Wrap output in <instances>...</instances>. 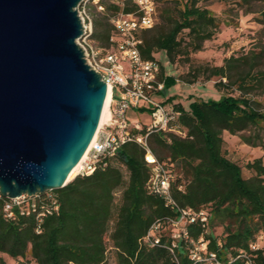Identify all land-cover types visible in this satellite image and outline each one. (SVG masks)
<instances>
[{"label": "trees", "instance_id": "16d2710c", "mask_svg": "<svg viewBox=\"0 0 264 264\" xmlns=\"http://www.w3.org/2000/svg\"><path fill=\"white\" fill-rule=\"evenodd\" d=\"M190 1L182 11V20L176 21L171 30L157 37L155 42L144 43L141 36L153 27L142 30L140 50L144 58L156 59L153 52L157 48L165 50L169 60L174 62L180 52L179 33L183 29H189L190 35L197 39L193 49H201L202 42L216 34L217 18L207 8L197 6L196 0ZM114 3L116 10H136L130 3L121 5L117 0ZM103 26V31L94 30L92 37L109 42L111 46L114 25L103 22ZM211 74L226 76L229 82L232 81L225 65L213 66ZM162 78H165V84L174 81L171 76ZM263 80L264 71L249 72L238 77L236 83L240 90H252ZM216 84L226 85L222 80ZM254 103L251 97L231 94L220 100H194L189 110L174 107L181 114L171 121L170 127L185 131V137L166 130L152 131L148 135L153 152L172 174L171 189L176 202L182 207H206L211 211L210 233L205 236L210 239L209 250L215 251L224 264L229 256L236 255L241 249L251 256L253 264H264V246L251 247L257 242L256 233L264 228V164L260 158L249 163L248 166L257 173L248 179L243 176L241 166L222 151L224 130L237 134L264 119V113ZM140 132L145 133V128ZM243 137L245 141L255 143L251 135ZM152 140L158 147L166 148L167 154L158 150ZM116 162L126 166L127 178ZM179 162L183 174L175 173ZM186 174L191 177L188 184L184 181ZM150 175L151 167L144 159V149L136 142H128L110 159L105 169L78 174L64 187L51 191L60 208L58 212L46 214L42 221L35 212L22 214L17 209L14 217H5L4 198L1 197L0 250L18 257L25 255L31 244L34 255L43 264L99 263L103 260V247L92 251L89 246L93 243L95 246L93 235L100 229L99 225L107 223L114 215L117 189L122 194L114 236L123 250L121 264H192L188 250L181 246L177 248L176 259L167 247L171 241L166 234H160L161 241L155 245L144 240L153 222L166 221L177 215L175 208L167 205L161 195L150 191ZM215 215L236 217L242 225L236 230L228 227L226 236H219L212 230ZM191 232L199 238L204 229L195 224L191 226ZM227 253L230 254L225 257ZM0 264H6L5 260L0 258Z\"/></svg>", "mask_w": 264, "mask_h": 264}, {"label": "water", "instance_id": "95a60500", "mask_svg": "<svg viewBox=\"0 0 264 264\" xmlns=\"http://www.w3.org/2000/svg\"><path fill=\"white\" fill-rule=\"evenodd\" d=\"M83 0H0V193L64 187L100 125L107 83L85 58Z\"/></svg>", "mask_w": 264, "mask_h": 264}, {"label": "rangeland", "instance_id": "374dc122", "mask_svg": "<svg viewBox=\"0 0 264 264\" xmlns=\"http://www.w3.org/2000/svg\"><path fill=\"white\" fill-rule=\"evenodd\" d=\"M187 1L156 0L158 20L151 30L141 34L144 43L155 42L157 37L168 33L176 21H181L182 11ZM113 4H115L114 0H88L80 5L79 10L86 11V15L92 22L93 31L102 32L103 22L112 25L113 18L120 13V10H116ZM195 4L207 8L217 18V32L212 38L202 42L201 49H193L197 39L190 35L189 29H183L179 33L180 52L174 62L169 60L165 50L157 48L154 50L153 56L161 63L160 78L162 76L174 77V81L165 84L159 94L160 99L168 108L180 106L189 110L194 100H220L228 94L245 95L251 97L256 108L264 113V80L252 90H240L236 83L238 77L246 73L264 71V0H196ZM100 5H103L104 9H101ZM88 41L98 47H111L109 42L99 41L92 35ZM221 65H225V70L232 81L229 82L226 76L211 74L213 66ZM220 80L226 85H217L216 83ZM150 115L148 109L141 110L132 107L128 110L127 118L133 123H148L152 120ZM249 135L252 136L254 144L245 141L243 136ZM222 137L224 155L241 166L245 178L255 177L256 170L248 164L258 158L264 164V119H261L257 125H252L237 134L224 130ZM152 143L158 150L167 154L166 148L158 147L153 140ZM116 164L127 178L129 172L126 166L119 162ZM183 171L182 163L179 162L175 173L183 174ZM79 172L80 169L71 180L80 174ZM184 181L188 184L191 181L190 175L186 174ZM121 194V190L116 189L113 217L107 223L99 225L98 232H94L95 246L93 243L89 248L92 251H99L101 246L104 251L103 260L93 264H121L123 250L119 239H115L114 236ZM241 225V221L236 217L227 218L215 215L212 230L215 234L224 237L228 227L236 230ZM256 237L257 242L264 246V228L256 233ZM229 254L227 253L225 257ZM0 258L5 260L6 264H43L34 255L31 244L23 256L13 257L0 250Z\"/></svg>", "mask_w": 264, "mask_h": 264}, {"label": "built area", "instance_id": "2783aa9c", "mask_svg": "<svg viewBox=\"0 0 264 264\" xmlns=\"http://www.w3.org/2000/svg\"><path fill=\"white\" fill-rule=\"evenodd\" d=\"M87 1L83 0L85 3ZM117 2L121 5L130 3L136 10L120 11L118 16L113 18L115 33L111 38L110 48L98 47L88 41L93 33L92 22L85 10H79L84 28L78 42L84 50L87 63L101 74L111 90L108 106L110 117L99 125L79 173L91 174L96 169H105L110 159L124 144L138 143L144 149V159L151 167L148 182L150 191L161 195L165 203L177 211L176 216L168 217L166 221L153 222L144 240L155 245L161 241L160 234H166L171 241L167 247L176 259L177 248L181 246L188 250L192 264H224L215 251L209 250L210 239L205 236L210 233L211 211L206 207H182L176 202L171 189L172 174L148 142L149 133L157 130L175 131L186 136L185 131L170 127L171 121L178 117L181 111L174 107L168 108L160 99L159 94L166 82L165 78H160V61L144 58L140 50V33L154 27L158 20L157 3L155 0ZM100 8L104 9V6L100 5ZM132 107L150 110L152 120L148 123L130 122L127 113ZM143 128L145 133L140 132ZM1 197L4 198L3 210L7 218L14 217L17 209L22 214L35 212L37 218L42 221L46 214L58 212L60 208L58 199L50 191L35 196L22 195L14 199L6 198L0 193ZM195 224L204 229V234L199 238H195L191 232V226ZM218 244L221 246L222 241L219 240ZM259 246L258 242L251 245L252 248ZM226 263L253 264V261L251 256L241 249L236 255L229 256Z\"/></svg>", "mask_w": 264, "mask_h": 264}, {"label": "bare ground", "instance_id": "6f19581e", "mask_svg": "<svg viewBox=\"0 0 264 264\" xmlns=\"http://www.w3.org/2000/svg\"><path fill=\"white\" fill-rule=\"evenodd\" d=\"M79 40V39H78ZM111 101V90L110 88L108 89L107 91V97H106V102H105V105H104V109H103V113H102V117H101V121H100V126L106 121L108 120V118L110 117V113H109V109H108V106H109V103ZM95 138V136H94ZM94 138L91 142V144L89 145L87 151L85 152V154L83 155V157L81 158V160L77 163V165L72 169L70 175H69V180H71L78 172V170L81 168V165H82V162L83 160L85 159L87 153H88V150L90 148V146L92 145L93 141H94Z\"/></svg>", "mask_w": 264, "mask_h": 264}]
</instances>
